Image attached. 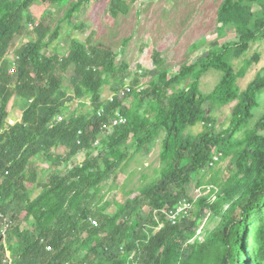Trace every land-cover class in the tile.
Listing matches in <instances>:
<instances>
[{
    "label": "trees",
    "instance_id": "16d2710c",
    "mask_svg": "<svg viewBox=\"0 0 264 264\" xmlns=\"http://www.w3.org/2000/svg\"><path fill=\"white\" fill-rule=\"evenodd\" d=\"M35 1L68 8L54 30L44 23L35 28L37 40L16 52L11 73L6 56L13 40L35 22L29 13ZM85 2L0 0V209L13 222L15 260L135 264L130 260L135 256L136 264H264V114L251 127L264 93V76L245 90L239 85L260 59L249 55L264 38V0H224L216 33L233 27L237 41L180 69H160L163 60L155 52V80L144 88L142 76L136 74L126 97L119 94L130 76L128 67L118 68L117 55L95 43V35L86 43L76 41L67 55L58 49L43 52L59 39L62 22L70 23ZM129 9L123 0H112L115 16ZM209 71L221 78L204 94L199 83ZM66 76L71 77L67 87ZM107 86L114 102L104 96ZM14 99L24 102L23 119L9 126ZM127 100L131 106H125ZM75 102H81L82 109L89 103L92 107L73 112L51 128ZM231 106L230 127L216 134L214 110ZM119 113L128 122L108 135L106 126ZM199 125L203 132L193 136L189 130ZM159 138L157 177L138 187L135 199L107 200L113 191L108 183L127 174L135 156L148 155ZM81 153L86 154L84 161L69 167ZM215 157L230 161L225 171L214 170L219 165ZM38 159L50 164L47 180L34 170ZM203 187H211V193L195 201L192 189ZM185 203L192 205L190 214L171 224L166 214ZM113 208L116 213H110ZM4 259L0 241V264Z\"/></svg>",
    "mask_w": 264,
    "mask_h": 264
},
{
    "label": "rangeland",
    "instance_id": "374dc122",
    "mask_svg": "<svg viewBox=\"0 0 264 264\" xmlns=\"http://www.w3.org/2000/svg\"><path fill=\"white\" fill-rule=\"evenodd\" d=\"M77 1L72 0V3H76ZM123 1L130 5L129 11L115 16L112 13V0H87L80 13L75 15L70 23L62 22L59 39L49 44V47L45 48L43 52L48 53L50 50L58 49L64 55H67L76 41L86 43L92 35H95V43H102L108 46L117 55L116 65L118 68L127 65L128 70L126 74L130 76L126 80V85L122 89L123 91L126 89L128 83H133L136 74L142 76L141 86L144 88L155 80V73L158 70V66L155 63L156 58L154 59L155 52L158 54V59L163 60L160 69H180L196 63L199 58L212 53L226 43L235 42L238 39V35L233 27L226 29L221 35L216 33L218 13L224 0ZM67 8H59L57 5L45 4L38 1H35L31 5L29 13L35 22L29 24L26 34L17 36L13 40L6 56V59L10 62L9 69L11 73L16 68V52L23 46L28 45L30 41L37 40L38 34L35 28L40 23H44L46 27L54 30L58 23L63 20ZM256 15L259 18L263 16L258 10L256 11ZM255 54L259 55V62L253 65L243 80H240L239 85L242 90H245L259 75L264 76V38L254 44L249 58H252ZM220 78L221 74L216 71L206 73L199 83L201 91L204 94L212 92ZM70 80L71 77L66 76V87L70 86ZM111 94V88L109 86L105 87L104 96L108 98ZM258 100L260 108L254 112L255 118L252 121L251 127L264 114V93L259 95ZM131 104L132 100H127L125 106H131ZM91 107L92 105L89 103L86 109H82L81 102H75L70 107L72 111L66 109L63 117L68 118L73 112L78 110L87 112ZM233 107L216 108L214 110L213 119L215 121L214 129L216 134H222L230 127ZM23 109L24 102L18 99L12 101L10 108L11 117L8 121L10 126H15L21 122ZM203 130V126L199 125L189 131L193 136H197ZM241 137H243L242 134L237 139ZM161 146L162 138H159L156 143L149 146L150 153L148 155H136L130 163L131 165L127 174H120L116 180L112 179L108 183L109 188H113V191H110L107 200H118L126 203L131 199H135L139 194L138 187L143 186L144 183H150L151 179L157 177L158 171L161 168ZM132 151H134L133 148L131 149ZM59 153L65 154L66 149H60ZM85 155V153L79 154L69 167L82 163L86 158ZM214 161L219 164L213 167L214 170L221 169L225 171L230 163L229 160L220 162L218 157H215ZM49 166L50 164L42 159H38L35 162L34 170L38 171L39 179L47 180L49 178ZM63 169L65 167L60 170L63 171ZM205 174H207L206 170H204ZM202 178L203 175L197 176L194 179L193 187ZM207 180H209L208 177ZM193 189L191 196L194 200H197L198 196L205 197L212 191L211 187H203L195 191ZM127 192H131V196H128ZM38 193L39 191H35L33 196H37ZM116 212V208L110 211V213ZM10 244L16 245L14 241H10Z\"/></svg>",
    "mask_w": 264,
    "mask_h": 264
},
{
    "label": "clouds",
    "instance_id": "9594fccd",
    "mask_svg": "<svg viewBox=\"0 0 264 264\" xmlns=\"http://www.w3.org/2000/svg\"><path fill=\"white\" fill-rule=\"evenodd\" d=\"M119 95H121V94H119ZM112 97L113 96H111L110 98H109V100L110 101H112L111 99H112ZM104 112L105 111H103V112H101V114L103 115L104 114ZM101 115V116H102ZM119 115V114H118ZM64 118L63 117V115H60V116H58L54 121H53V123L51 124V128H53L56 124H58V123H62V122H64L65 121V119L66 118H64V120H60V118ZM22 119H23V117H22ZM118 119V118H117ZM127 119V118H126ZM10 120V119H9ZM116 120V119H115ZM114 120V121H115ZM114 121H113V124L111 125V126H106V131H107V133H108V135H110L112 132H113V130H115L116 128H118L119 126H121V125H119V126H117V127H115L114 126ZM21 122H22V120H21ZM21 122H19V123H21ZM127 122H128V120H127ZM18 124V123H17ZM124 125V124H123ZM10 126V125H9ZM16 126V125H15ZM97 145H98V143H97ZM0 160H1V157H0ZM32 187V186H31ZM39 191V190H38ZM3 192V189H2V186H1V182H0V203H1V200H2V196H1V193ZM40 192V191H39ZM39 194V193H38ZM36 197V196H35ZM213 197H215V196H213ZM212 197V198H213ZM211 198V199H212ZM216 198V197H215ZM216 200V199H215ZM196 201V200H195ZM215 202V201H214ZM213 202V203H214ZM210 203H211V200H210ZM213 203H211V204H213ZM12 229H13V222L10 220V218L9 217H7L4 213H3V211L0 209V241H2V243H3V245H4V248H5V259H4V264H19L18 262H17V260H15V258H14V256H13V254H12V252H11V248L13 247H15V248H17V243H16V241H15V239H12L11 238V234H12ZM158 231H159V229H158ZM200 235V234H199ZM10 241H14L15 243H16V245H14V244H10ZM140 243H138V245H139ZM130 260L131 261H133L135 264H136V262H137V259H136V257L135 256H131L130 257Z\"/></svg>",
    "mask_w": 264,
    "mask_h": 264
},
{
    "label": "built area",
    "instance_id": "2783aa9c",
    "mask_svg": "<svg viewBox=\"0 0 264 264\" xmlns=\"http://www.w3.org/2000/svg\"><path fill=\"white\" fill-rule=\"evenodd\" d=\"M131 87H132V84L128 83L127 86H126V89L123 90L122 93H120L121 96L126 97L128 95V93L131 92ZM111 100H112V102H114L115 101V96H113ZM60 120L62 121V120H64V118L61 117ZM126 123H127V119L123 115H121V113H119L118 119H116L114 121V126L117 127L119 125H123V124H126ZM215 160H217V159H215ZM200 197L201 196H198L197 200ZM215 199L216 198L213 197L211 199V203H213L215 201ZM191 209H192V205L185 203V204L181 205L180 208L176 212H172V213L166 214V215H167V218H168L169 222H171V224L175 225L183 216H188L190 214Z\"/></svg>",
    "mask_w": 264,
    "mask_h": 264
}]
</instances>
